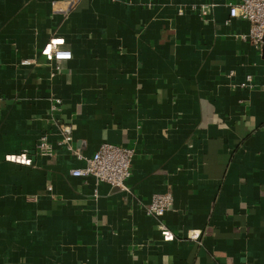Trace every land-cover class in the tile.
<instances>
[{"label": "crops", "instance_id": "crops-1", "mask_svg": "<svg viewBox=\"0 0 264 264\" xmlns=\"http://www.w3.org/2000/svg\"><path fill=\"white\" fill-rule=\"evenodd\" d=\"M237 1L0 0V264H264V59ZM63 126L84 156L132 148L127 190L71 175Z\"/></svg>", "mask_w": 264, "mask_h": 264}, {"label": "built area", "instance_id": "built-area-1", "mask_svg": "<svg viewBox=\"0 0 264 264\" xmlns=\"http://www.w3.org/2000/svg\"><path fill=\"white\" fill-rule=\"evenodd\" d=\"M209 4L202 6L201 13L206 14V8ZM69 10L67 7H54V13L66 15ZM229 18H240L248 21L249 29L242 37L247 39L256 49L261 50L262 39L264 37V0H239L228 4ZM59 42L53 38L50 39L41 49V53L49 60H68L71 58L70 50L58 47ZM28 60L21 61L27 64ZM232 71L229 72L231 74ZM243 86L252 87L251 76L247 75L245 81L241 83ZM56 102L58 100L56 99ZM63 141L66 143L67 149L75 155L77 159L84 160V165L74 167L70 170L73 176H92L96 182H105L119 189L127 190L125 180L130 176L131 160L134 155L132 148L125 146L102 142L99 147L90 155L84 156L78 149L69 145L70 129L67 126L62 127ZM37 150L40 153L50 154L53 147L48 143L45 134H42L37 143ZM12 161L28 163L29 160L24 153L13 154L10 157ZM49 189V186H47ZM173 196L170 192L155 193L151 196L149 203L145 205V212L156 218L161 217L164 212L172 205ZM158 228L163 239L171 238L172 235L162 223L158 224ZM189 239H198L199 233L192 231L188 234Z\"/></svg>", "mask_w": 264, "mask_h": 264}, {"label": "water", "instance_id": "water-1", "mask_svg": "<svg viewBox=\"0 0 264 264\" xmlns=\"http://www.w3.org/2000/svg\"><path fill=\"white\" fill-rule=\"evenodd\" d=\"M261 53H262V58L264 59V37L262 39Z\"/></svg>", "mask_w": 264, "mask_h": 264}]
</instances>
